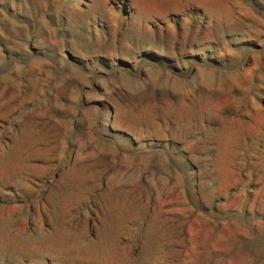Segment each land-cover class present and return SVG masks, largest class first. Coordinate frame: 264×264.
Returning a JSON list of instances; mask_svg holds the SVG:
<instances>
[{
  "label": "rangeland",
  "instance_id": "374dc122",
  "mask_svg": "<svg viewBox=\"0 0 264 264\" xmlns=\"http://www.w3.org/2000/svg\"><path fill=\"white\" fill-rule=\"evenodd\" d=\"M0 264H264V0H0Z\"/></svg>",
  "mask_w": 264,
  "mask_h": 264
}]
</instances>
